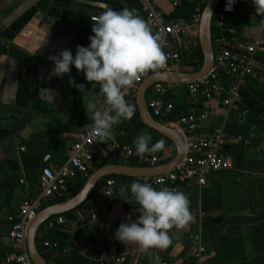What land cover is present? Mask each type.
Listing matches in <instances>:
<instances>
[{"label":"crops","instance_id":"1","mask_svg":"<svg viewBox=\"0 0 264 264\" xmlns=\"http://www.w3.org/2000/svg\"><path fill=\"white\" fill-rule=\"evenodd\" d=\"M147 1L171 21L186 20L183 15L172 13L179 9L181 14H186L185 10L191 7L193 11L200 0ZM145 2L0 0V264H9L5 262V255L14 249L9 235L12 219L24 198L39 194L42 167L65 164L77 134L92 124L91 114L84 109V93L69 86L68 75L50 76L54 65L48 57L58 55L65 48L75 56L77 45L88 46V37L93 34L90 17L98 15L106 5L114 10L135 9L145 19ZM227 27L235 31V38H264V17L255 14L252 2H238ZM198 45L197 39L196 44L186 46L179 70H193L187 62L195 57ZM33 52L36 54L32 55ZM256 57L259 61L256 76L247 77L240 88L238 110L228 112L220 97L205 100L189 96L186 86L180 84L169 85L166 99L162 96L173 103L185 101L184 114L195 111L199 132L221 126L225 138L222 152L232 163L230 168L211 172L203 185L195 178L179 185L178 190L190 200L194 220L185 229L171 230L170 247L145 253L115 239L114 231L119 224L129 215L132 219L139 215L135 212L138 205L121 197L131 198L133 181L145 182V178H117L112 196L95 205L90 197L73 212L74 218H81L82 223L76 229L78 233L70 234L69 244L64 246L69 249L65 254H73L64 264H106L117 253L146 260H154L158 255L160 259H183L184 264H191L190 256L198 240L207 248L204 264H264V47ZM70 67L71 77L85 85L87 94L98 92L97 85H91L82 72ZM42 89L54 92L53 103L47 90ZM127 101L135 106V114L131 120L113 127L110 140L135 146L134 138L143 133L151 135L150 144L163 140L142 122L136 100ZM159 118L163 122L168 117ZM163 141L164 149L154 153L160 159L158 164L169 161L175 152L173 143ZM93 152L91 168L94 171L93 166L104 158L98 146ZM76 178L68 182L73 183ZM153 187L172 188V185ZM91 213H96L98 219L90 221ZM238 214L253 216L254 220L247 223L229 220L231 215ZM49 233L39 229L36 243L41 253L49 254L45 262L57 264V251L42 245L44 240H49L46 239ZM71 237L82 240L83 245L72 246Z\"/></svg>","mask_w":264,"mask_h":264},{"label":"built area","instance_id":"2","mask_svg":"<svg viewBox=\"0 0 264 264\" xmlns=\"http://www.w3.org/2000/svg\"><path fill=\"white\" fill-rule=\"evenodd\" d=\"M207 0L196 2L188 20L167 21L164 15L157 11L147 0L145 2V21L151 27L153 35L162 45L163 52L167 56L166 67L160 70L181 69V56L186 46L195 43L198 39V25L203 6ZM238 2H251V0H236L231 5L232 10L227 11L226 4L229 0H221L214 11L211 26L215 31L213 41L214 63L203 76L194 82L185 84L189 96L201 97L210 100L220 97L225 109L234 111L239 109V90L244 86L247 77L256 76L255 67L259 63L256 53L264 47L263 37L235 38L232 28L227 24ZM92 17V16H91ZM90 17V21H92ZM90 43L88 39V44ZM150 73V72H149ZM147 76V75H146ZM142 77L132 89L126 91L125 98L136 100L139 85L146 77ZM227 80V82H226ZM169 84L155 83L151 86L152 95L147 99V106L154 118L167 116L172 108V102L163 99ZM163 123L170 125L181 134L184 145H188L182 158L174 170L152 177H146L145 182L153 186L172 185L178 189L181 183L195 178L199 185L206 182L208 175L219 169L232 167L230 158L222 152L225 138L221 126L201 133L198 131V118L195 111L190 110L175 120L167 118ZM93 120L89 128L80 131L75 141L69 148L67 162L63 165L52 167L43 166L40 173V192L34 198H24L18 207L17 213L10 226V238L13 242V251L5 255V262L9 264H34L27 249V228L30 221L36 216L42 207V202L54 196H61L67 192L68 180L78 175L87 178L92 173L93 148L98 146L104 159H111L117 163L141 164V166H155L160 159L156 154L146 155L144 159L136 155L135 146L128 143L113 142L98 143L93 134ZM21 149H23L21 147ZM161 183H157V182ZM116 180L109 177L103 187L91 196V202L95 205L112 196ZM107 194V195H106ZM109 195V196H108ZM98 219L96 213H91L89 220ZM82 219L74 218L67 221L62 216H56L46 220L41 230L49 233L56 227L64 229L72 234L81 226ZM74 247L83 245L82 240L71 237ZM44 247L51 245L50 240L42 242ZM69 249L62 248V253ZM207 248L199 240L195 243L190 260L191 264H204ZM106 264H154V260H146L142 257L132 259L125 253H117L107 259ZM160 264H184V260L170 261L160 259Z\"/></svg>","mask_w":264,"mask_h":264},{"label":"clouds","instance_id":"3","mask_svg":"<svg viewBox=\"0 0 264 264\" xmlns=\"http://www.w3.org/2000/svg\"><path fill=\"white\" fill-rule=\"evenodd\" d=\"M235 2L229 0L225 10L231 11V5ZM251 2L255 14L264 17V0ZM91 19L93 34L88 37V46L77 45L75 56L67 48L58 55H50L48 59L54 66L49 75H68L69 86L84 93V109L93 120L92 134L98 143H106L113 138V127L131 120L135 114V106L125 98L126 91L149 72L156 73L165 68L167 56L151 27L135 9L114 10L106 5L102 12ZM70 66L82 72L91 85H97L98 92L87 94L85 85L76 83L71 77ZM42 90H47L49 101L53 103L54 92ZM151 141L149 133L134 138L133 144L139 158L144 159L146 155L164 149L163 140L154 144H150ZM188 147L184 145L180 151H187ZM130 194L131 198L120 197L125 202L138 205L135 212L139 215L135 221L129 215L126 217L129 222H121L114 231L115 239L127 246L134 245L145 253L151 250L165 251L172 244L171 230L185 229L194 220L188 196L178 189H157L148 182L133 181ZM154 264H160L158 255L154 257Z\"/></svg>","mask_w":264,"mask_h":264},{"label":"water","instance_id":"4","mask_svg":"<svg viewBox=\"0 0 264 264\" xmlns=\"http://www.w3.org/2000/svg\"><path fill=\"white\" fill-rule=\"evenodd\" d=\"M220 1L221 0H207L201 12L198 25V43L202 53L201 65L197 69L191 71L159 70L156 73L151 72L144 78L137 90L136 104L140 119L148 127L158 131L173 143L175 147L173 157L169 161L155 166H139L113 162L106 163L95 169L72 197L60 202L51 203L41 208L30 221L26 235L28 253L34 264H47L36 243L37 232L42 227L43 223L54 215H60L81 206L88 199L100 179L110 175L146 178L165 174L174 170L184 153V151H180L184 146L182 136L176 128L163 123L151 115L147 106V93L155 83L185 85L194 82L207 73L212 67L214 63V47L211 21L214 11L218 7ZM229 220L233 223H247L253 221L254 217L238 214L231 215ZM132 221H135V219H132ZM125 222L129 221L126 220Z\"/></svg>","mask_w":264,"mask_h":264},{"label":"trees","instance_id":"5","mask_svg":"<svg viewBox=\"0 0 264 264\" xmlns=\"http://www.w3.org/2000/svg\"><path fill=\"white\" fill-rule=\"evenodd\" d=\"M181 10H175L172 15L173 16H177V15H183L184 19L188 20L190 15H191V11H192V7L191 9L190 8H187V10H185L186 14H181L180 13ZM233 27H236V25H233L231 24ZM230 25V26H231ZM215 37V31L214 29L212 28V40L214 39ZM201 62H202V53H201V50H200V47L198 45L197 47V53L195 54V57L193 59L190 60V62H187L188 64H191L192 67H193V70L194 69H197L200 65H201ZM151 73V72H150ZM165 96V99L167 97V94H164ZM185 101H182L181 103H178V102H175L173 104V108L171 110V112L167 115L168 119L170 120H175L177 119L178 117H180L181 115L184 114V109H183V105H184ZM151 133L154 134L155 136L169 142V143H172L167 137L161 135L158 131L154 130V129H150ZM117 163V161L115 160H111V159H104L98 163H96L94 166H93V169H97L98 167L106 164V163ZM135 165H139L141 166V164H135ZM77 178L75 179V182L71 183V182H68L67 184V192L61 196H55L53 198H50L48 199L46 202H44L42 204V207H45L51 203H55V202H60V201H63L69 197H72L74 194L77 193V191L80 189V187L82 186V184L84 183L85 179L84 177L78 175L76 176ZM109 177H112L114 179H117V178H130L128 176H118V175H110V176H106L102 179L99 180V182L96 184L94 190L92 191V193L90 194V196L88 197V199L93 195V193L95 191H97L105 182V180ZM41 207V208H42ZM80 207V206H79ZM79 207H77L76 209H78ZM71 210V211H68V212H65L63 214H60V215H54L52 216L51 218H54L56 216H62L64 217L68 222L71 221L72 219H74V216H73V212L76 210ZM41 229V228H40ZM78 233V230H75L72 235H75ZM70 237V234H68L67 232H64L61 230V228L59 227H56L54 230H51L49 235L46 236V239H49L51 241V245L47 248H49L50 250L52 251H57V258H56V261H57V264H64V263H67L68 260L70 259V257L73 255V254H63L62 253V248L66 245L69 244V241H68V238ZM36 240H38V237L36 236ZM43 258L44 259H48L49 258V254H47V252H42L41 253ZM81 264H87V262H82Z\"/></svg>","mask_w":264,"mask_h":264},{"label":"rangeland","instance_id":"6","mask_svg":"<svg viewBox=\"0 0 264 264\" xmlns=\"http://www.w3.org/2000/svg\"><path fill=\"white\" fill-rule=\"evenodd\" d=\"M150 93H151V89H149V90H148V93H147V98H149V96H150ZM157 119L161 120L160 118H157ZM120 163H121V161H120ZM123 163L125 164V162H123ZM129 164L135 165V163H134V162H130Z\"/></svg>","mask_w":264,"mask_h":264}]
</instances>
